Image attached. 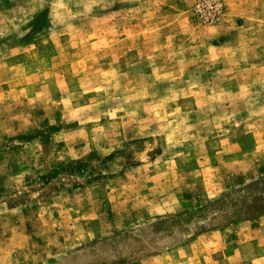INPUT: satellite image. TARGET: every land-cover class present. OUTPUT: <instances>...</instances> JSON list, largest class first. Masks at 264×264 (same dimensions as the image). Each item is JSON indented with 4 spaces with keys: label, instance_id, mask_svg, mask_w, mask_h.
<instances>
[{
    "label": "rangeland",
    "instance_id": "1",
    "mask_svg": "<svg viewBox=\"0 0 264 264\" xmlns=\"http://www.w3.org/2000/svg\"><path fill=\"white\" fill-rule=\"evenodd\" d=\"M0 264H264V0H0Z\"/></svg>",
    "mask_w": 264,
    "mask_h": 264
}]
</instances>
